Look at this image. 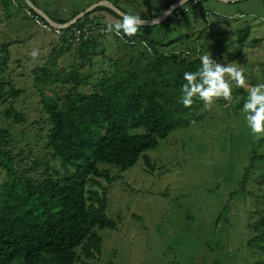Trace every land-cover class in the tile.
I'll list each match as a JSON object with an SVG mask.
<instances>
[{
    "label": "trees",
    "instance_id": "obj_1",
    "mask_svg": "<svg viewBox=\"0 0 264 264\" xmlns=\"http://www.w3.org/2000/svg\"><path fill=\"white\" fill-rule=\"evenodd\" d=\"M178 1L165 0L154 13L140 17L156 18ZM31 2L36 5L35 0ZM191 2L187 0L177 8L183 11L188 6L194 10L202 0ZM175 12L173 9L165 19H180L182 16L177 17ZM78 13L73 12L66 20L48 16L65 23ZM113 19L121 16L105 5H97L71 26L60 29V43L52 47L47 64L31 69L41 104L38 117L42 124H32L40 147L14 150L16 139L23 140L24 129L15 138L8 128H0V264H89L101 252L99 230L117 227L116 219L106 212L108 188L100 181L104 178L109 183L115 177L99 163L125 170L142 157L152 170L155 164L145 151L155 148L158 140L173 129L202 116L203 102L198 97L191 108L180 103L183 75L196 71L199 57L211 55L208 51L217 49L216 45L208 41L204 49V41L199 40L201 33L197 37L201 52L198 49L197 53V45L185 44L183 48L190 53L175 54L161 48L187 41V34L164 42L151 33L121 38L112 32L116 56H107V45L97 53V38L105 36L107 24ZM74 27H94L96 32L85 40L71 42L66 34ZM139 31L143 32V26ZM249 32L247 25L239 28L234 33L236 43L244 45ZM141 41H147L152 52ZM255 41L259 39H252ZM224 44L219 45L220 51ZM4 47L7 43L0 44V75L10 59ZM234 50L231 55L241 52ZM63 53L72 57L68 64L57 60ZM50 84L64 89L50 92L45 89ZM25 91L10 78H0V100H14ZM13 105L11 101L3 108L4 116L23 125L25 113ZM256 157L253 152L251 161ZM260 159L264 162V152ZM251 165L244 168L241 183H245ZM249 226L256 235L248 239V244L264 253V208ZM254 264H264V256Z\"/></svg>",
    "mask_w": 264,
    "mask_h": 264
},
{
    "label": "rangeland",
    "instance_id": "obj_2",
    "mask_svg": "<svg viewBox=\"0 0 264 264\" xmlns=\"http://www.w3.org/2000/svg\"><path fill=\"white\" fill-rule=\"evenodd\" d=\"M96 1L35 0V6L50 17L66 20ZM105 1L139 16H147L153 9L154 13L165 2ZM23 6H27L26 0H0V44L7 43L3 51L10 54L0 78H10L15 86L26 89L14 100H0V128H8L15 138L23 128V140L16 139L14 150H36L40 145L36 144L33 127L42 124L38 117L41 104L31 69L47 64L52 47L60 43V35L41 29L25 14ZM181 16L144 25L143 32L136 35L151 33L166 42L187 34L188 40L177 42L174 48L180 51L182 45H197L200 51L197 37L202 33L199 40L204 41V49L209 42L216 45L218 50L208 52L217 63L237 62L249 86L264 83V0H202ZM246 25L250 28L247 41L244 45L236 43L234 33ZM111 37L112 32H107L97 38V53L107 45V56H116ZM254 38L259 41L252 42ZM223 43L225 47L220 51ZM234 47L241 52L231 55ZM34 49L39 53L35 58L31 55ZM57 60L68 64L72 57L63 53ZM58 88L64 89L58 84L45 87L50 92ZM247 95L246 89L233 85L231 101L216 99L209 109L203 104L201 117L173 129L158 140L155 148L145 151L155 164L152 170L142 157L125 170L99 163L115 177L109 183L104 178L100 181L108 188L106 212L116 219L117 227L99 230L101 252L89 264H254L264 256L256 245L247 242L256 235L249 224L264 208V162L260 159L264 134L253 135L246 124L242 109ZM11 101L24 111L23 125L4 116L2 110ZM237 103L239 107L235 108ZM253 152L257 157L251 161ZM251 163L249 175L241 183L244 168ZM2 178L0 175V181Z\"/></svg>",
    "mask_w": 264,
    "mask_h": 264
},
{
    "label": "clouds",
    "instance_id": "obj_3",
    "mask_svg": "<svg viewBox=\"0 0 264 264\" xmlns=\"http://www.w3.org/2000/svg\"><path fill=\"white\" fill-rule=\"evenodd\" d=\"M29 8H27L26 6L24 7L23 10L25 14L26 9ZM29 10L32 13L38 14L41 18H43V16L34 9L31 8ZM162 13H160V15ZM120 15L121 19L115 20V22L113 23H108L106 30L108 32H114L116 36H119L121 38H130L135 36L140 27L146 24V19H142L139 15L126 13H121ZM168 16H166L165 18H167ZM55 24L60 25L63 23L55 22ZM141 44L144 45L145 48H147L148 52H152V49L148 46L147 41H141ZM174 46L170 49L166 48L165 50H163V52L176 51ZM38 54V50L36 49L31 52L33 58L37 57ZM199 60L200 67L196 71L185 72L183 75L185 83L181 87L182 95L180 97V103H182L185 108H191L194 102V98L198 97L203 102L205 108L209 109L215 103L216 99L223 98L225 101H231L233 85L237 88L246 89L248 95L242 109L245 114L246 124L250 128L253 135L264 134V83H258L254 86H249L244 73V69L242 66H239L237 62H232L226 65L223 63H217L209 54L201 55L199 57Z\"/></svg>",
    "mask_w": 264,
    "mask_h": 264
},
{
    "label": "built area",
    "instance_id": "obj_4",
    "mask_svg": "<svg viewBox=\"0 0 264 264\" xmlns=\"http://www.w3.org/2000/svg\"><path fill=\"white\" fill-rule=\"evenodd\" d=\"M199 0H192L191 4H194L196 2H198ZM178 6L174 7L173 9H175V14L177 15V17H180V15L182 14V12L185 11V9H189V7H185L183 9V11L179 10L177 8ZM172 9V11H173ZM26 14L28 16H30L31 18H33L34 22L36 25H38L41 29L43 30H54L55 32L61 34L60 31V27L58 26H51L49 25L43 18H41L38 14H34L32 13L29 9H26ZM95 29L94 27H90V28H85V27H74L71 29V33L70 31L67 32L66 36L68 37L69 41H75V42H79L80 40H85L87 39L88 36L93 35L95 33ZM198 46H197V53H198ZM174 53H179V52H184V53H190V51L188 49L185 48H181L180 51L176 50L173 51Z\"/></svg>",
    "mask_w": 264,
    "mask_h": 264
},
{
    "label": "water",
    "instance_id": "obj_5",
    "mask_svg": "<svg viewBox=\"0 0 264 264\" xmlns=\"http://www.w3.org/2000/svg\"><path fill=\"white\" fill-rule=\"evenodd\" d=\"M187 0H180L178 1L177 3L173 4L172 6H170L167 10H165L159 17L157 18H154V19H151V20H145L146 21V24L145 25H153V24H156V23H159L161 22L162 20H164V18L166 16H168L171 12H172V9L174 7H176L177 5L179 4H183L184 2H186ZM224 1H235V0H224ZM105 2V3H103ZM26 3L27 5L34 9L35 11L39 12L43 18L45 19V21L47 23H49L50 25L52 26H58L60 28H65V27H68L70 25H72L73 23H75L78 19H80L85 13H88L90 11H92L97 5H100V4H103V5H106L108 6L109 8H111L112 10H114L118 15H120L121 13H124L122 11H120L118 8H116L113 4H111L110 2H107L105 0L103 1H100V2H97L96 4L90 6L89 8H87L86 10L78 13L77 15H75L72 19L68 20L67 22L63 23V24H60V25H56L55 22L47 15L45 14L43 11H41L40 9H38L32 2L31 0H26ZM121 16V15H120Z\"/></svg>",
    "mask_w": 264,
    "mask_h": 264
},
{
    "label": "crops",
    "instance_id": "obj_6",
    "mask_svg": "<svg viewBox=\"0 0 264 264\" xmlns=\"http://www.w3.org/2000/svg\"><path fill=\"white\" fill-rule=\"evenodd\" d=\"M99 1V0H98ZM98 1H96V2H98ZM100 2V1H99ZM103 3H105V2H103ZM92 4V3H91ZM90 4V5H91ZM113 5L116 7V5L113 3ZM23 9H24V6H23ZM154 10V9H153ZM153 10H151V12L153 11ZM24 11V10H23ZM44 12V11H43ZM127 13V12H126ZM223 14V13H222ZM108 15V14H107ZM113 21H115L114 19H113Z\"/></svg>",
    "mask_w": 264,
    "mask_h": 264
}]
</instances>
